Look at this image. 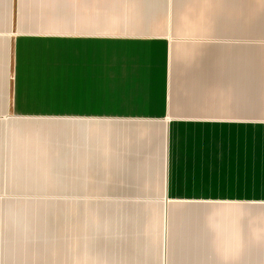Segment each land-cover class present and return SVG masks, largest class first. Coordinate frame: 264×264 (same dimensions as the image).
<instances>
[{
    "label": "crops",
    "instance_id": "0c3cea01",
    "mask_svg": "<svg viewBox=\"0 0 264 264\" xmlns=\"http://www.w3.org/2000/svg\"><path fill=\"white\" fill-rule=\"evenodd\" d=\"M0 264H264V0H0Z\"/></svg>",
    "mask_w": 264,
    "mask_h": 264
}]
</instances>
